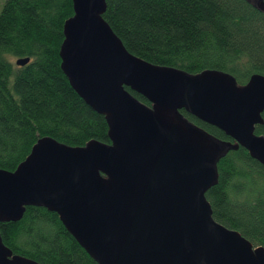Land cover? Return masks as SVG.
Returning a JSON list of instances; mask_svg holds the SVG:
<instances>
[{
  "label": "water",
  "instance_id": "95a60500",
  "mask_svg": "<svg viewBox=\"0 0 264 264\" xmlns=\"http://www.w3.org/2000/svg\"><path fill=\"white\" fill-rule=\"evenodd\" d=\"M245 1L264 13V0ZM73 3L61 69L105 118L110 143L39 139L15 171L0 169V222H20L28 207L56 213L97 264H264V247L217 222L206 197L230 152L243 148L264 166V135L256 134L264 125V76L240 86L226 72L153 64L115 34L106 0ZM0 264L41 263L15 255L0 234Z\"/></svg>",
  "mask_w": 264,
  "mask_h": 264
},
{
  "label": "trees",
  "instance_id": "16d2710c",
  "mask_svg": "<svg viewBox=\"0 0 264 264\" xmlns=\"http://www.w3.org/2000/svg\"><path fill=\"white\" fill-rule=\"evenodd\" d=\"M104 15L127 50L153 64L196 74L217 70L240 86L264 76V13L245 0H106ZM73 0H5L0 13V169L13 172L39 139L82 147L110 143L105 118L73 90L61 69L64 25ZM30 59L19 67L13 60ZM128 89V88H127ZM146 105L151 104L132 92ZM190 121L230 140L184 110ZM264 119V113H263ZM264 135V125L256 129ZM208 191L215 220L264 247V166L247 150L230 152ZM4 244L41 264H97L56 213L28 207L18 223H1Z\"/></svg>",
  "mask_w": 264,
  "mask_h": 264
},
{
  "label": "rangeland",
  "instance_id": "374dc122",
  "mask_svg": "<svg viewBox=\"0 0 264 264\" xmlns=\"http://www.w3.org/2000/svg\"><path fill=\"white\" fill-rule=\"evenodd\" d=\"M4 2H5V0H0V13H1ZM13 62L15 63L16 60L14 59Z\"/></svg>",
  "mask_w": 264,
  "mask_h": 264
}]
</instances>
